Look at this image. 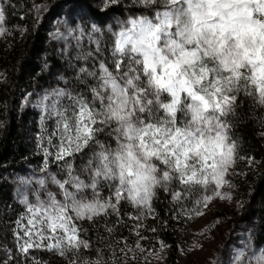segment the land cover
<instances>
[{
  "label": "snow or ice",
  "instance_id": "6c2138e0",
  "mask_svg": "<svg viewBox=\"0 0 264 264\" xmlns=\"http://www.w3.org/2000/svg\"><path fill=\"white\" fill-rule=\"evenodd\" d=\"M8 4L0 2V37L14 36L13 29L24 37L26 26H5ZM122 4L128 0H58L29 10L35 28L55 11L49 39L63 42L54 54L66 67L54 78L63 86L22 94L21 108L39 109L36 147L43 151L39 175L14 178L24 212L14 221L13 235L26 264L33 248L68 264H135L140 258L148 264L149 254L166 260L171 246L145 223L149 216L160 219L154 209L160 192L180 204L173 220L204 217L216 200L235 201L243 211L231 177H246L235 172L238 161L249 168L264 163L241 154L236 132L245 101L264 110V0H131L115 27L105 25L100 17ZM85 37L94 49L84 48ZM40 72L53 76L47 58ZM0 78L7 82L6 74ZM254 120L264 139V114ZM53 162L60 174L50 171ZM125 205L134 212H122ZM101 221L108 240L124 227L138 239L130 244L121 237L106 245L107 255L98 247L93 257L90 240L82 237ZM220 222L217 216L208 230ZM249 223L248 239L230 252L227 264H264V239L256 242L257 230L264 234V218L259 225ZM143 231L153 234L159 248L140 243L148 239ZM14 258L9 254L4 264ZM33 264L40 262L33 258Z\"/></svg>",
  "mask_w": 264,
  "mask_h": 264
},
{
  "label": "trees",
  "instance_id": "16d2710c",
  "mask_svg": "<svg viewBox=\"0 0 264 264\" xmlns=\"http://www.w3.org/2000/svg\"><path fill=\"white\" fill-rule=\"evenodd\" d=\"M56 2L58 1H51L49 5ZM96 2L99 3V0H96ZM130 3L131 0H128V4ZM128 4H122L115 12H110L107 16L100 17V19L103 20L105 25L111 24L115 27L117 19L123 18V10ZM32 6L31 0H9V4L6 5L8 24L10 26H26L29 31L24 37H21L18 31H14L15 39H19L16 45L7 49L0 47V73L6 74L7 78L6 83L3 78H0V121L4 122L5 125L0 128V244L7 246H12L7 221L10 219L9 216L15 213L18 203L12 191L11 181H9V178L5 180L4 175H13L23 170L26 165L37 167L43 164V151L36 147L38 143L37 133L41 131L39 110L35 111V109H29L27 106L21 108L22 94L29 92L30 89H33L32 91L36 93V89H40V84L42 86L48 84L45 87L50 84L52 86H63V82L56 85L54 78L66 67L60 57L54 54V49L58 46L51 44L46 17L43 18L44 20L38 28L34 27L36 18L29 11ZM22 16L25 19L22 20ZM90 48L94 49L95 45H90ZM72 54H75V48L72 49ZM46 58L51 64L54 74L52 78L47 80L48 73L45 72L41 75L40 72L42 63ZM66 74L71 76L73 73L68 70ZM250 104V101L243 103L240 109L242 118L237 125L236 132L241 138V154L252 155L255 160L261 161L264 160V139H261L258 135L262 129L258 127L254 117L264 114V110L253 109ZM54 123V120L48 122V134L52 132ZM53 142L58 143L59 141L56 137H53ZM44 146H48L47 135H45ZM50 151L55 152V149L52 148ZM80 163L81 161L78 159L77 165ZM237 165L241 166V172L246 173V177L240 176L236 184L238 185V189H236L238 200H243L245 203L244 210L241 211L244 214L242 220L248 224L251 220L259 225L262 218H264V163L255 168L246 167V163L240 161ZM49 168L53 173L60 174V166L55 162ZM250 191H254V195L250 196ZM5 204L11 205V207L5 208ZM154 209L160 219L156 220L149 216L145 223L149 227L155 226L158 228L157 235L171 246L167 250L166 264H176L179 248L171 214L177 210V206L171 201L170 196L160 192L158 198L154 201ZM122 212H134V209L125 205ZM124 218L127 220V216ZM114 219L115 217H112V220ZM163 221H168L167 228L163 226ZM132 223V221H128L129 227ZM129 227L118 229L112 240H108V233L105 232L103 221H101L98 229L96 227L90 228L82 238L90 240L92 244L91 255L93 257L95 256V249L98 247L104 248L107 255L111 251L106 247L108 243H114L115 240L121 237L127 238L129 242L131 241L132 234H130ZM251 228L252 225L250 224L249 232ZM143 234L152 245L158 246L151 232L143 231ZM101 236L105 237L104 243L99 240ZM256 236L257 243L264 239V234H261L258 230ZM37 258L40 264H68L66 259L61 258L59 255L54 256L44 250L40 251Z\"/></svg>",
  "mask_w": 264,
  "mask_h": 264
},
{
  "label": "rangeland",
  "instance_id": "374dc122",
  "mask_svg": "<svg viewBox=\"0 0 264 264\" xmlns=\"http://www.w3.org/2000/svg\"><path fill=\"white\" fill-rule=\"evenodd\" d=\"M31 1L33 4H36V5L45 4V3L49 5V2L58 1V0H31ZM0 2H3V0H0ZM45 17L47 20L48 33L55 31V22H56L55 11H53L50 14H45L44 18ZM5 26L8 28H13V26H10L8 24L7 20H6ZM13 30L15 31V29ZM18 40L19 39H15V35L8 36L7 38L0 37V47L2 49L13 47L14 45H16ZM51 41H52L51 42L52 45L56 44L58 47L63 46L62 41L60 43H57L54 40H51ZM71 43L74 45L75 42L72 41ZM82 43L86 50L90 48V44L87 40V37H85ZM48 78H52V76H47L46 80ZM46 85L42 86V84H40L39 86L40 89L38 90L36 89V91L40 92L42 88H47L45 87ZM32 90L30 89L29 92L34 93V91ZM31 99L35 101L36 99L35 95H33ZM26 106L29 109H33V110L35 109V111L39 110V109L33 108L31 104H27ZM41 166L42 165H38L37 167H34V166L26 165L24 166L23 170L17 173H14L13 175H9V174L4 175V178L6 179L9 178V181H11L10 184L12 186V191L15 193L17 185H16V180L14 178L20 177V176H24V177L30 176L32 175L34 171L36 172L37 175H39V168ZM240 168L241 166L237 165L235 172H241ZM239 178H240V175H235V174L231 177V179L234 180L235 184H237V181H239ZM233 191L235 193L236 199H238L236 189H234ZM16 201L18 203V208L16 209L14 214H11V216H9L10 219L7 221V228L11 236L10 239L12 241V246L0 244V264H4V262L8 260L9 254L15 257L13 260L9 262V264H26L24 256L17 252V248H16L17 241L13 235V229L16 227L14 221L17 219L19 215H21L24 212V206L21 205L17 199ZM175 204L178 210L180 208V204H177V203ZM185 206L191 207V204L188 203V204H185ZM243 215H244L243 212L236 210L235 201L229 204L227 201L216 200L212 207V211L204 217H196L192 220H186V217L181 216L179 220H173L174 221V232H175V235L178 241V245L182 246L184 249V253H182L181 247L178 246L179 254L176 259V264H212V262L217 259L222 261L223 264H227L230 252L233 249L241 247L242 244L248 239V232L250 229V224L243 222L242 220ZM217 216L220 217L221 222L215 227L211 228V231H209L207 226L212 225L213 220ZM24 223H27V222L24 221ZM201 231L204 232L203 236L198 234ZM142 235L145 236L143 232H142ZM137 239L138 238L135 235H132L131 241L129 243L133 244L135 243ZM140 243L145 248H150L154 246L152 245V243L148 241V239L145 241H141ZM194 243L202 245V247L194 248L193 247ZM155 247L159 248V245L158 246L156 245ZM189 249H191V251H189ZM43 250L47 251L45 249H37V248L30 249L29 253L27 254V264H33V258L39 261L37 257L40 251H43ZM117 252L118 254H120L119 249H117ZM165 255H167V252ZM128 264H132V261L129 260ZM135 264H145V262L142 258H140L136 260ZM148 264H166V260L165 259L158 260L151 254H149Z\"/></svg>",
  "mask_w": 264,
  "mask_h": 264
}]
</instances>
